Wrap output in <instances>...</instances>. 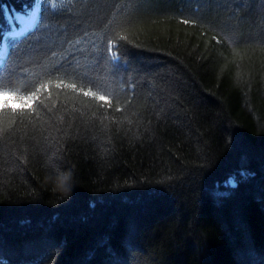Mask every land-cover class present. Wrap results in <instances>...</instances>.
Instances as JSON below:
<instances>
[{"label": "trees", "instance_id": "16d2710c", "mask_svg": "<svg viewBox=\"0 0 264 264\" xmlns=\"http://www.w3.org/2000/svg\"><path fill=\"white\" fill-rule=\"evenodd\" d=\"M29 3L0 0V45L13 31L8 15H26ZM194 7L158 0L129 26L140 47L128 48L143 62L122 98L132 97L133 124L80 126L59 166L74 172L70 196L45 182L52 168L39 153L16 165L0 148V233L9 244L62 241L51 264H103L105 249L124 255L129 240L136 251L128 264H251L253 253L264 255V53L247 39L258 29L221 12L217 23L237 26L243 39L216 45L212 33L180 22V10L191 18ZM149 97L171 98L178 118L157 119ZM54 99L70 109L63 94ZM241 169L254 175L245 180ZM233 176L237 187L226 188ZM217 190L232 195L218 199Z\"/></svg>", "mask_w": 264, "mask_h": 264}, {"label": "snow or ice", "instance_id": "6c2138e0", "mask_svg": "<svg viewBox=\"0 0 264 264\" xmlns=\"http://www.w3.org/2000/svg\"><path fill=\"white\" fill-rule=\"evenodd\" d=\"M190 2L195 4L191 18L181 9V23L201 27V35L212 33L210 41L216 45H236L243 39L237 26L217 23L220 13L225 12L238 25L248 21L256 26L258 31L247 39L253 50L264 53V0ZM157 3L158 0H31L24 27L8 31L0 45V148L7 160L26 165L29 155L39 153L44 166L59 168L66 143L75 139L81 125L88 128L99 122L103 130H108L115 124L119 130L125 123L133 124L127 114L132 97L129 95L123 104L122 98L134 92L135 81L126 77L143 71V62L139 53L128 48L129 44L135 48L140 45L133 44L127 33L134 20ZM232 53L240 56L235 47ZM171 87L175 90L181 85L177 81ZM60 94L71 103L70 109L57 106L54 95L58 98ZM149 99L159 108L157 119L178 118L169 105L171 98ZM110 110L125 114L117 119L109 114ZM21 131L23 134L17 138ZM228 144L231 147L232 141ZM205 164L214 167L207 159ZM238 175L246 180L254 173L241 169ZM237 185L233 176L225 187L235 189ZM213 195L219 199L232 193L217 190ZM63 247L62 241L48 235L12 245L0 233V264H51ZM135 251L131 240L124 245V255L107 248L103 264H128ZM251 264H264V255L253 253Z\"/></svg>", "mask_w": 264, "mask_h": 264}, {"label": "clouds", "instance_id": "9594fccd", "mask_svg": "<svg viewBox=\"0 0 264 264\" xmlns=\"http://www.w3.org/2000/svg\"><path fill=\"white\" fill-rule=\"evenodd\" d=\"M45 182L51 184V190L62 196H70L74 189V172L72 169L53 168L45 176Z\"/></svg>", "mask_w": 264, "mask_h": 264}, {"label": "rangeland", "instance_id": "374dc122", "mask_svg": "<svg viewBox=\"0 0 264 264\" xmlns=\"http://www.w3.org/2000/svg\"><path fill=\"white\" fill-rule=\"evenodd\" d=\"M27 19V15L26 16H18V21L20 23V27L23 28L24 27V21ZM18 23V24H19Z\"/></svg>", "mask_w": 264, "mask_h": 264}]
</instances>
